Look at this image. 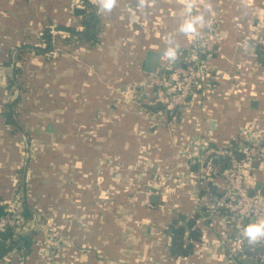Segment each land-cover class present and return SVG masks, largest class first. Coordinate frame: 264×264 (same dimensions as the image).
<instances>
[{
    "label": "crops",
    "instance_id": "1",
    "mask_svg": "<svg viewBox=\"0 0 264 264\" xmlns=\"http://www.w3.org/2000/svg\"><path fill=\"white\" fill-rule=\"evenodd\" d=\"M205 2L217 26L211 51L198 53L208 75L172 116L131 90L149 74L148 54H159L156 68L169 69L208 33L206 27L194 40L179 37L175 62L163 56L182 0H149L143 10L135 0H118L110 15H99L94 43L66 30L83 29L75 13L82 0H0V203L21 213L25 201L33 213L23 234L35 233L24 259L14 250L1 261L42 264L48 240L40 229L56 215L67 225L62 242L69 254L56 264H228L231 223L205 216L207 200L225 186L224 170L213 160L218 155L204 159L203 151L207 145L236 150L237 138L261 132L264 64L246 40L264 32V0ZM49 26L60 31L53 49L35 51L46 44ZM167 87L176 89L175 76ZM13 102L15 123H8ZM195 148L200 157H192ZM94 182L102 192H91ZM115 182V199L103 206ZM247 186L264 190V159L252 164ZM147 189L156 192L149 206ZM183 219H195L200 236L191 253L173 256L171 227Z\"/></svg>",
    "mask_w": 264,
    "mask_h": 264
},
{
    "label": "built area",
    "instance_id": "2",
    "mask_svg": "<svg viewBox=\"0 0 264 264\" xmlns=\"http://www.w3.org/2000/svg\"><path fill=\"white\" fill-rule=\"evenodd\" d=\"M211 24L208 33L203 38L197 48L189 49L180 64H171L168 68L172 76L176 77L177 87L175 90L168 89L166 74L163 72V66L155 69V72L149 73L139 84H135L131 92H139L147 105H157L160 103L165 110L174 111V108L180 111L189 104L195 92L199 88V81L208 75L204 69V62L198 57V53H208L213 47L214 36L217 26ZM52 35L59 33L56 28L49 26ZM251 46L254 53L260 49L264 52V38L256 39ZM137 92V93H138ZM138 93V94H139ZM261 132L252 138L240 137L236 139L237 149L226 147H207L203 151L204 159L210 154L227 157L228 166L222 172L225 181L224 188L213 194L206 202L207 218H215L222 215L228 218L232 227V234L229 237L226 259L228 264H240L247 257L255 260V264H264V241L249 245L242 239L240 231L243 225L264 218V195L259 191L250 194L247 181L250 176V168L255 160L264 159V120L261 123ZM200 150L195 148L191 152L193 158L200 157ZM240 154V157L238 156ZM200 160V158H198ZM156 193L153 190L145 191L146 202L150 205V196ZM12 228L14 236L24 231V219L15 206L6 208V212L0 215V232ZM53 243V242H52ZM54 244V243H53ZM15 252L14 250L10 253ZM64 253V248L59 250L51 244H47L44 249V259L42 264H56V258ZM60 255V256H59ZM6 256V255H5ZM0 264H11L10 259L1 261ZM58 258V259H59Z\"/></svg>",
    "mask_w": 264,
    "mask_h": 264
},
{
    "label": "trees",
    "instance_id": "3",
    "mask_svg": "<svg viewBox=\"0 0 264 264\" xmlns=\"http://www.w3.org/2000/svg\"><path fill=\"white\" fill-rule=\"evenodd\" d=\"M75 13L77 15H80L82 18L81 24L83 26V29L77 30L75 28H66V30L73 36L74 39H84L88 42L94 43L97 39V32H98V24H99V15L97 14L95 4L91 2L90 0H82V5L75 8ZM43 36H45V42L46 44L44 46H37L35 47V51L37 52H51L53 49V36L49 28L47 27L44 32ZM257 56L260 58V60L264 64V57L263 53L256 50ZM263 57V58H262ZM179 62L178 64H180ZM163 72L166 74L167 81L169 79V76H171L172 72L170 69H164ZM13 106L14 102L10 103L7 106L6 110V121L8 123H15V120L13 118ZM156 108V105H154V109ZM176 111V112H175ZM168 114L172 115L177 112L180 113V111L174 108L173 112H169V110H166ZM173 116V115H172ZM213 160L216 163H219V171L222 169L224 170L228 166V159L223 156H217L214 157ZM25 202V201H24ZM22 202V217L23 219H28L32 217V211L28 208V205L26 203ZM6 212V207L4 204L0 203V215H3ZM186 231V232H185ZM185 233H187V236L185 237ZM34 232L28 233V234H17L14 236V232L12 228L6 229L4 232H0V259L3 258L5 255H7L9 252H12L13 250H18L21 252L23 259L27 256L28 253L31 251V245L34 237ZM171 243H170V254L173 256L181 255L186 256L189 253H191L193 249V243L194 241H197L200 236L199 229L195 226V219H189L185 222V220H182L181 224H175L171 227ZM11 264H17V263H11ZM240 264H244L243 261L240 262Z\"/></svg>",
    "mask_w": 264,
    "mask_h": 264
},
{
    "label": "clouds",
    "instance_id": "4",
    "mask_svg": "<svg viewBox=\"0 0 264 264\" xmlns=\"http://www.w3.org/2000/svg\"><path fill=\"white\" fill-rule=\"evenodd\" d=\"M137 9H146L149 0H135ZM183 12L176 28L166 36V45L163 56L171 62L178 58L179 37L194 40L199 37L201 30L210 27L209 17L212 12V4L205 0H182ZM154 5L155 0H151ZM98 15H110L118 5V0H94ZM203 5V7H201ZM135 21V17H132ZM240 235L249 245H256L264 241V218L251 221L242 226Z\"/></svg>",
    "mask_w": 264,
    "mask_h": 264
},
{
    "label": "rangeland",
    "instance_id": "5",
    "mask_svg": "<svg viewBox=\"0 0 264 264\" xmlns=\"http://www.w3.org/2000/svg\"><path fill=\"white\" fill-rule=\"evenodd\" d=\"M54 27V26H53ZM54 28H56V27H54ZM55 35V34H54ZM258 38H264V32H262L260 35H258L256 38H254V39H252V40H250V41H248V40H246V42H248V44L249 45H252L253 44V42L256 40V39H258ZM30 139V138H29ZM30 143H32V142H30ZM31 150V149H30ZM31 153L33 154V151L31 150ZM26 155V154H25ZM25 157V159L23 160V162H21V164H20V168H25V165H24V163L27 161V156H24ZM27 168H29L28 167V164H27ZM21 174H22V171H21ZM117 182H115V183H110V184H108V186H107V190H108V192L109 193H106V194H108L109 196L107 197V199L106 200H102L103 201V203H101L103 206H107L108 204L111 206L112 205V203H113V201H114V195H115V192H116V190H117ZM89 188H90V190H91V192L92 193H100V192H102V189H101V187H100V184H99V186H98V184L96 183V182H94V184H89ZM147 187H149V185L147 186ZM128 190H130V189H128ZM94 196H95V198H98V194H94ZM129 200H131V198H128V201ZM104 202H106L105 204H104ZM109 202V203H108ZM144 202H145V204L147 205V206H149V204L146 202V196H145V192H144ZM47 216L48 215H46V218H47ZM84 216V215H83ZM82 216V219L84 218ZM56 215L55 216H53V215H50L49 217H48V219H47V222L45 223V222H43L45 225H47V226H45V228L44 227H41V229H40V231H41V233H42V235H43V238H45L46 240H48L47 242H48V244H51L53 247L55 246L56 248L58 247L59 248V250H61L62 248H64V253L66 252L65 250V244L62 242L63 240H66L64 237H65V235H64V229H66L65 227H67V225L66 224H61V223H58V222H56L55 221V219H56ZM63 219H65L66 220V222H67V220H68V215L67 214H63ZM46 218H44V219H46ZM54 218V219H53ZM43 221V220H42ZM43 224V225H44ZM82 224V223H81ZM42 225V226H43ZM54 244H53V243ZM63 253V254H64ZM65 256L67 257V256H69V254H68V251H67V253L65 254V255H62V257L60 258L61 260H63L64 258H65Z\"/></svg>",
    "mask_w": 264,
    "mask_h": 264
},
{
    "label": "water",
    "instance_id": "6",
    "mask_svg": "<svg viewBox=\"0 0 264 264\" xmlns=\"http://www.w3.org/2000/svg\"><path fill=\"white\" fill-rule=\"evenodd\" d=\"M158 56H159L158 53H150V54H148L147 59L145 60V64H144L145 70L148 73L155 72L156 66L158 64ZM157 105L160 106L161 104L157 103ZM238 156L240 157V154H238ZM259 162H260V160H255L253 162V165H258ZM259 192L264 195V190H261ZM251 193L252 192L250 191V194ZM155 199H156V196H153L152 200H155ZM243 262H244V264H255V260L253 258H251V257L245 258L243 260Z\"/></svg>",
    "mask_w": 264,
    "mask_h": 264
}]
</instances>
